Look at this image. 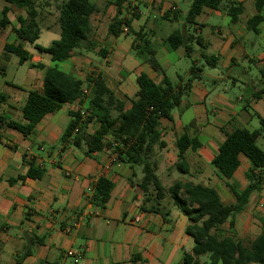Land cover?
<instances>
[{
    "label": "crops",
    "instance_id": "crops-1",
    "mask_svg": "<svg viewBox=\"0 0 264 264\" xmlns=\"http://www.w3.org/2000/svg\"><path fill=\"white\" fill-rule=\"evenodd\" d=\"M45 1L40 0L38 8L40 34L42 31L58 34V12L52 8L61 0L46 4ZM233 1L242 7L235 22L225 13L204 8L194 25L183 23L180 31L190 39L188 54L183 47L170 51L164 43L172 32L171 24L182 19L186 11L177 20L164 19V15L181 12V4H187L186 0H124L119 7L113 2L103 3L95 6L90 16L88 41L93 47L84 44L66 62L56 65L82 81L83 88H87L88 76L100 74L106 87L124 102L125 109L130 108V100L136 95V79L140 74L155 84L167 79L174 89L183 87L190 77H197L174 109L176 113L172 111V120L160 121L166 145L154 152L155 174L159 180L164 172L170 171L172 175L177 153L175 142L186 134L197 139L200 147L186 151L189 174L176 181L212 188L225 205L234 203L230 185L238 190L246 187L245 174L250 164L240 155L232 178L225 180L218 176L211 161L227 135L236 129L259 130L258 117L264 120V95L253 98L263 87L264 45L257 53L251 51L257 48V43L250 42L252 32L247 28V21L256 13L255 0H249L248 6L247 0ZM141 6L143 10L139 9ZM6 7L8 24L0 31V95L4 97L0 100V116L22 123L28 92L42 91L44 69L55 64L49 55L24 42L22 49L31 57L28 62L20 63L18 56L4 50L6 45L20 43L15 30L19 27L18 18L26 16L23 10L0 0V18ZM118 12L120 18L130 19L132 14L135 17L130 19L129 29L112 36L107 29ZM258 28L256 36L260 37L264 19ZM140 29L151 33L150 52L145 56L131 49L133 33ZM40 34L35 44L47 47L54 41L39 44ZM198 42L205 46L207 55L217 60L215 67L204 65ZM149 58L158 63L160 70L152 69ZM175 65H178L177 82L167 75ZM228 81L233 87L240 85L243 93H233ZM79 108L77 102L64 104L58 111L45 115L27 136L0 129V264H181L183 253H189L193 246L185 233L187 219L165 199L161 207L169 211L167 221L161 214L140 208L142 195L137 184L142 178L141 166L121 160L109 166L113 155L109 148L91 156L73 146L62 153L56 148L70 120L68 112ZM92 126L86 131L92 132ZM106 141L111 140L107 137ZM30 160L44 169V175L38 180L25 178L10 184L8 181L26 174ZM100 177L110 183L108 200L93 204L90 201L93 186ZM262 231L264 186L251 193L243 211L234 219L233 231L224 223L212 233L219 239L233 236L247 244Z\"/></svg>",
    "mask_w": 264,
    "mask_h": 264
},
{
    "label": "trees",
    "instance_id": "trees-1",
    "mask_svg": "<svg viewBox=\"0 0 264 264\" xmlns=\"http://www.w3.org/2000/svg\"><path fill=\"white\" fill-rule=\"evenodd\" d=\"M10 6L23 10L25 18H18L19 27L15 30L17 46L6 45L4 50L19 57L20 63L28 62L30 55L22 49L21 42L33 45L39 53L49 55L54 67L44 69L40 65L31 67L44 69L42 91H30L22 108V123L7 120L0 116V129L14 130L23 136L29 135L34 126L47 114L58 111L64 104L77 102L80 108L69 111L70 118L58 145L62 153L68 146L82 150L85 156H91L104 148H109L116 154L117 161L130 165L141 166L142 178L137 184V190L142 195L140 208L148 213L161 214L167 221L169 211H163L161 202L166 194L187 219L185 233L193 242L189 253L184 252L181 264H202L199 259L206 257L205 264H264V231L251 242L244 244L233 236L218 238L212 231L219 229L224 223L229 224L233 231L234 219L239 215L251 193L260 191L264 186V151L257 146V139L264 134V120L259 118L260 129L248 131L236 129L227 135L219 146L217 154L211 161V166L217 170L218 176L230 180L239 165V156H245L250 164L245 174L247 185L238 190L230 185L234 203L225 205L220 201L218 193L208 187L192 182L175 181L165 190L155 174L156 166L152 160L155 150L165 147L160 130V121L172 120V111L179 106L182 97L188 92L191 83L197 77H190L183 87L174 89L167 79L161 84H155L146 75L140 74L137 79L138 90L130 100L129 109L124 108V102L117 99L106 87L100 74H91L85 79L88 94L83 93V82L72 75L59 70L57 64L66 62L72 53L82 45L93 47L88 41L91 32L90 16L95 12V5L89 0H61L57 4L59 38L47 47L35 44L40 28L38 26V8L40 0H5ZM58 2V0H47ZM124 0L114 2L118 7ZM204 8L225 13L231 22H235L242 13V7L233 0H190L188 9L183 16L187 25H194L196 17ZM255 15L247 21V28L255 35L259 33V24L263 21L264 0L254 1ZM8 8L2 10L0 31L6 27ZM181 12L164 15V19L177 20ZM135 17L132 14L130 19ZM130 19L119 17V12L109 24L107 32L118 36L122 29H129ZM151 33L140 29L133 33L131 49L141 55L150 52ZM198 41V40H197ZM168 50L174 51L183 47L188 54L191 52L190 39L185 38L179 29L173 30L164 40ZM199 43V42H198ZM201 58L207 67H215L217 60L207 55L205 46L199 43ZM148 63L155 71L160 70L158 63L149 58ZM190 70H194L193 67ZM263 87L253 98L264 95V72L261 73ZM4 99L0 95V100ZM90 124L95 125L92 133H87ZM109 137L111 141H106ZM200 143L186 134L175 142L176 161L174 169L181 175L189 174L186 161L187 150H196ZM28 170L24 176H18L10 184L25 178L38 180L44 175V169L36 166L34 160L27 162ZM110 183L100 177L93 186L91 203L103 204L108 200ZM150 189L154 192L151 194Z\"/></svg>",
    "mask_w": 264,
    "mask_h": 264
},
{
    "label": "rangeland",
    "instance_id": "rangeland-1",
    "mask_svg": "<svg viewBox=\"0 0 264 264\" xmlns=\"http://www.w3.org/2000/svg\"><path fill=\"white\" fill-rule=\"evenodd\" d=\"M116 0H89V2L97 7H100L103 3H106V2H115ZM187 4H181V13L187 11V7H188V0H186ZM58 3V2H57ZM249 4V0L246 1L245 5L248 6ZM57 6V5H56ZM56 6L54 7V9L52 8V10L54 12H57V8ZM252 8H253V4H252ZM140 10H143V7H139ZM58 14V13H57ZM183 23H184V20L183 18L179 19L177 22H174L171 24V29L170 31L172 30H175V29H179L181 30L183 28ZM58 34H55L53 31L52 32H46V31H42V33L40 34V38H39V44H44L46 43V41H48L49 39H53V40H56L59 38V29H58ZM249 37H250V42H253V41H256L257 43V48H255L254 50H251L253 52H259L261 51L262 49L260 47H262L261 45H264V32L262 34V36L258 37L252 33L249 34ZM249 44V42H248ZM187 65H189V61L187 62ZM177 67L178 65H175L174 67H171L168 72H167V75L168 77L173 81V82H177V79L175 77V73H176V70H177ZM207 67V66H206ZM209 70V69H207ZM228 88L230 90L233 91V93H243V89L240 90V85H238L237 87H233V85L231 84L230 81H228V84H227ZM242 88V87H241ZM173 112L176 113V110H174ZM95 125L92 126L91 130H94ZM93 132V131H92ZM92 132H88L87 133H92ZM257 146L262 150L264 151V134L262 135V137H260L257 141ZM180 176H182L181 174H179L175 169L172 171V175L170 173V171L168 172H164L161 174L160 176V180H161V184L164 186L165 190L167 188H169L175 181L177 178H179ZM158 177V176H157ZM151 191V194H154V192L152 191V189H150ZM166 203L168 204H171V200L169 199V196L166 194ZM206 257H201L199 259L200 263L202 264H205V261H206Z\"/></svg>",
    "mask_w": 264,
    "mask_h": 264
},
{
    "label": "built area",
    "instance_id": "built-area-1",
    "mask_svg": "<svg viewBox=\"0 0 264 264\" xmlns=\"http://www.w3.org/2000/svg\"><path fill=\"white\" fill-rule=\"evenodd\" d=\"M123 31H126V28H123ZM83 93L86 95L88 94V89L87 88H84L83 89ZM117 162V156L116 154H113L111 159H110V162H109V166H111L112 164L116 163ZM137 220V218H136Z\"/></svg>",
    "mask_w": 264,
    "mask_h": 264
}]
</instances>
